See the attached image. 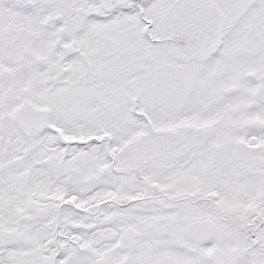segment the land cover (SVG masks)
Wrapping results in <instances>:
<instances>
[{"label":"snow or ice","instance_id":"snow-or-ice-1","mask_svg":"<svg viewBox=\"0 0 264 264\" xmlns=\"http://www.w3.org/2000/svg\"><path fill=\"white\" fill-rule=\"evenodd\" d=\"M0 264H264V0H0Z\"/></svg>","mask_w":264,"mask_h":264}]
</instances>
